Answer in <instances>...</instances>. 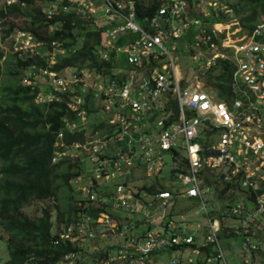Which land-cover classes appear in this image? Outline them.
<instances>
[{
	"label": "built area",
	"instance_id": "built-area-1",
	"mask_svg": "<svg viewBox=\"0 0 264 264\" xmlns=\"http://www.w3.org/2000/svg\"><path fill=\"white\" fill-rule=\"evenodd\" d=\"M158 1L161 2L158 12L146 18L143 25L135 20L134 0L128 3L123 0H49L43 3L48 18L60 11H75L77 15L90 17L96 26L106 32L107 40L99 47L101 58L107 60L115 50L123 52L128 62L139 69L121 71L113 79H101L96 71L86 68L80 74L71 71L69 77L48 72L56 91L64 92L79 80L91 81L89 85L84 84L82 92L86 98L93 90L95 102L102 99L107 121L100 126L101 130H89L88 110L83 107L85 98L75 95L72 108L76 114L74 118L64 119L65 131L75 133L86 130L87 137L84 143L71 144L69 152L98 163L100 174L106 181L119 178L117 192L109 194L115 208L134 214L145 213L142 219L136 221L113 217L108 211H101L96 218L82 216L65 226L60 234V239L70 240L81 250L66 253L57 264L227 262L219 237L220 224L212 215L216 211L212 210L215 198L209 197L211 188L205 180L206 175L213 177L220 170H224L227 181L238 178L243 187L254 191L255 211H264V190L261 192L259 189V181L264 180V138L254 131L257 115L252 110L254 104L264 101V41L255 39L257 36L264 37V16L259 19L252 34L247 33L233 43L228 42L236 39L223 41V47L230 49L223 51L212 41V33L219 38L218 29L208 17L213 12L216 17L231 14L233 8L226 0H192V3L190 0ZM61 7L62 10H59ZM193 12H197V16ZM192 28L193 38L183 47L194 60H201L199 68H210L218 57L231 58L235 62V96L232 101L216 93L212 95L203 88L179 86L177 68L183 53L180 39L187 36ZM119 41L123 42L121 46ZM53 44L55 47L51 54L55 56L65 52L64 48L57 47L55 42ZM31 46L32 40L28 37L26 47ZM114 59L121 60L119 55H115ZM46 96L40 95V100H45ZM208 130H217L219 138L204 145L202 140H205ZM59 136L63 137V131ZM63 145L60 143V146ZM167 152L173 158L171 169H179L169 177L171 183L180 186L177 193L163 189L159 183L157 187L155 183L148 185L153 192L132 186L139 178L132 177L135 168H142L143 175L149 179H161ZM83 179V176L78 177L75 183H80L84 198L95 201L97 194L93 178L86 182ZM90 181L92 186L88 184ZM96 184L99 186L100 181ZM182 194L195 198L204 208L201 211L206 217V223L202 225L204 238L199 241L197 234L189 231L192 225H188L185 218L179 220L178 215L173 213L176 199ZM151 199L162 206L155 211L156 215L150 214ZM242 204L245 205H233L230 210L235 215L241 213L239 216L245 221L250 217V212H245L249 205ZM142 226L145 227L143 233L134 235ZM109 238L112 240L108 245ZM97 239L100 241L93 247L99 246L101 241L106 244L104 247L100 245L102 249L100 246L97 248L98 259H93V253L83 256L84 246L81 244ZM247 243L249 237H246L245 246ZM202 247L208 248L209 252ZM183 249H190L192 254L189 253L186 259L177 255L170 260H162L168 251L181 252ZM200 255H203L202 259L198 258Z\"/></svg>",
	"mask_w": 264,
	"mask_h": 264
},
{
	"label": "trees",
	"instance_id": "trees-1",
	"mask_svg": "<svg viewBox=\"0 0 264 264\" xmlns=\"http://www.w3.org/2000/svg\"><path fill=\"white\" fill-rule=\"evenodd\" d=\"M47 1L0 0V241L7 249V258L2 264H57L66 253L81 250L70 240L60 239L65 226L84 215L95 218L101 211H107L104 200L109 194L97 186L95 178V201L84 198L82 192L76 193L75 181L84 176L86 162L92 161L69 151L74 142L84 143L86 130L65 131L64 119L75 117L66 102V95L72 92L54 91L48 72L65 67L76 68L78 72L80 68L96 72L105 68L113 79L109 68L116 61L113 55L109 61L101 58L98 47L101 31L91 19H83L75 11H60L48 18L43 6L38 5V2ZM135 1L139 20L145 15H153L160 4L156 0ZM226 2L233 12L223 17H216L213 12L209 20L235 18L242 33L252 34L264 16V0ZM17 31L31 33L40 43L37 47L39 52L26 56L22 51L5 50L4 41ZM191 34H194L193 28ZM256 39L264 41L259 36ZM53 42L63 44L69 49V54L51 55ZM52 58H57L55 64L51 63ZM234 69L235 65L229 59H219L216 66L203 74L205 86H212L218 96L231 100ZM27 70L31 71L27 76L30 82L22 83ZM77 89L80 91L81 87ZM43 93L56 97L43 101L39 99ZM91 98L93 103L88 104ZM94 102L95 92L91 90L87 94L89 117L104 107L101 98L100 104ZM62 131L63 137H60ZM60 143L64 145L60 146ZM205 180L209 185L214 182L209 174ZM154 186L157 187L158 182ZM232 186L228 182L221 192ZM139 188L153 191L146 185ZM259 189L261 192L264 190V180L259 181ZM34 202L43 203L41 213L30 217L24 209ZM217 212L224 217L227 211H215L212 215H217ZM92 257L96 260L99 255L94 252Z\"/></svg>",
	"mask_w": 264,
	"mask_h": 264
},
{
	"label": "rangeland",
	"instance_id": "rangeland-1",
	"mask_svg": "<svg viewBox=\"0 0 264 264\" xmlns=\"http://www.w3.org/2000/svg\"><path fill=\"white\" fill-rule=\"evenodd\" d=\"M231 1H236V0H231ZM40 4L41 3L38 2V5H40ZM17 21H19V20H17ZM98 22L101 24L100 18H99ZM238 25L239 24L236 21H232V22L229 21L226 24H218L217 29L222 30V31H226V35H225L226 36V39H225L226 42L230 39V37L232 39H236V40H233L231 42H228V43H233V42L237 41V38H235L236 33H238L241 30V29H239V30L236 29V27ZM21 36L23 37L22 34L16 32L15 34H12L11 37L10 36L7 37L6 40L4 41V44H3L5 50L10 49L13 51L12 41L13 40L18 41L19 38H21ZM21 39H25V37L21 38ZM16 47L17 48L14 47L15 50L16 49L21 50V47L18 44L16 45ZM23 48L25 50H27L26 47H23ZM10 50H8V51H10ZM46 53H49V52H46ZM46 53H42V54L45 55ZM202 53H205V51H202ZM51 55H53V54H51ZM54 61H52V62H54ZM199 63H200V61L199 60H193L191 55L182 56L180 58L179 66L182 69L183 81L187 78L189 83H192L193 85L200 84L201 86H203L206 89L205 91H207V92L209 91L210 94L214 95V93H216L217 90L212 89V86L206 87L204 84L205 80L202 79L201 77H199V72L187 70V67L197 66ZM119 64H121L125 68H131V66L126 62L125 59H121L119 61ZM205 70L208 71V69L206 67H205ZM102 73H103V70H102ZM30 74H31V71H29V70H27V72L25 74L26 77L23 74L24 78L21 80L22 83L30 82L29 78H27V76ZM90 83H91V81L85 82L86 85H89ZM206 85H207V83H206ZM192 89H195V88H192ZM49 96H51V95H49ZM49 99H55V97H50ZM257 105L254 104L253 109H252L254 115H257V117L255 118V123H254L255 129L254 128L253 129H254V131H257L258 135H260L264 138V101H258ZM103 116H106L103 113V111H101V110L96 111V116H94V115L91 116L89 118V123L95 124L97 122H100L102 120ZM164 159L166 161V164L163 167L161 174H162L163 178L167 179V181H166V183L164 180L163 181H164L167 188H170L173 191V193H177L180 189V186H176L175 184L171 183L169 180V177L171 176L170 165L173 162V158L171 156V153L167 152L166 155L164 156ZM0 165H1V162H0ZM263 175H264V173H263ZM84 176H85V179L86 178H88V179L98 178L100 181L99 187L102 188L103 190H105L110 195L115 194L117 192V185H118L117 181L119 180V178L117 177L115 179L106 181L101 176L100 167H99L98 163H96V162H89V161L86 162ZM213 178H214V182L212 185H210L211 190H210L209 197L211 196V198H216V200H215L216 208L212 209V210L221 211L222 213L227 211L225 213L226 215L224 217L216 215V218L220 219V231L221 232H219V237H220V242H221L222 247H223L225 258L227 260V262L222 260L220 262V264H264V211H259L261 213L255 211L256 206L254 205V202L251 200H248V201L246 200V198L250 196L249 192L247 191L248 188L243 187L238 178H236V180L228 181L233 186L230 187L224 193H222L221 191L228 183L226 178H225L224 170H220L218 173L214 174ZM99 181L96 179V182L98 184H99ZM145 182H146L145 179H139L137 181L138 184H143ZM88 184L90 186H92L93 182L90 181ZM79 185H80V183L75 184L76 187H79ZM81 192H82L81 188L76 189L77 194H79ZM218 199H220V200H218ZM150 202H152L150 205V208H151L150 214L156 215L155 211H159L162 206L160 203H157V200L151 199ZM162 202H163V200H162ZM242 203H247L249 205L248 208L245 210V212L249 211L250 217L245 221L242 220V219H244V217L241 218L239 216V215H241V213L237 214V217H236V215L232 214L230 211V207H232L233 205L241 204L240 206H244L245 204H242ZM44 204H46V203H44ZM106 204H107V211L109 213H111L112 215L117 216V217H124V220L130 219L131 221H136V220L142 219L144 217V214H145L144 212L134 214V213H131L128 211H124V210L115 208L111 204L110 197L106 198ZM42 205H43V203L41 204L39 202H34L33 204L27 206L24 210L30 217H34V216L41 213ZM203 209L204 208H203L202 204L199 201H197L195 198H189V197L185 196L184 194H182V195H179L176 199V204L174 206L173 213L178 215L179 220H182L183 218H185L187 220L186 223L188 225H190V224L192 225V228H190L189 231L192 233H196L198 238L203 239L204 238V236H203L204 231H203L202 225L204 223H206V217L203 215V213L201 214V211H203ZM183 214L186 215V217L183 216ZM197 225H198V230L195 231V228L197 227ZM216 227H218L217 222H216ZM240 227H247V228H244L243 231L240 232V231H238V229ZM144 230H145V227L142 226L141 229L136 230L134 232V235L139 236L143 233ZM232 232H234V233L230 234ZM245 235L250 236L249 242L251 243L253 248H257L254 251V256H253L252 250L249 248H246L244 245ZM111 240H112V238H109V241L107 242L108 245L111 244ZM99 241L100 240L97 239V241H94V242L92 240H87V241L83 242V244H81V246H84V249L81 252L82 255L83 256H85V255L89 256L90 254L96 252L97 248L100 245H103V247L106 246V244L103 241H101L102 243H100L99 246L93 247ZM81 242H82V240H81ZM100 248L102 249V246H100ZM189 253L192 254L190 249H183L181 252L171 251V252L167 253L163 257L162 260H170V258L175 257L177 255H182L186 259ZM6 258H7L6 245L4 242L0 241V259H1L0 264H2V262Z\"/></svg>",
	"mask_w": 264,
	"mask_h": 264
},
{
	"label": "clouds",
	"instance_id": "clouds-1",
	"mask_svg": "<svg viewBox=\"0 0 264 264\" xmlns=\"http://www.w3.org/2000/svg\"><path fill=\"white\" fill-rule=\"evenodd\" d=\"M135 1V0H134ZM157 2H159L158 0H156ZM191 1V3H192V0H190ZM9 3L10 2H12V1H8ZM123 2H125V3H128L129 2V0H123ZM160 4H159V7L161 6V2H159ZM41 6H43V2L41 3ZM134 7H135V20L137 21V23H139L140 25H143L144 23H145V20H146V18H151V17H153L157 12H158V9H159V7L157 8V10L155 11V13L153 14V15H145V16H143L140 20L137 18V13H136V1H135V3H134ZM193 14L194 15H196L197 16V12H193ZM81 17H83V19H90V17H85V16H82V15H80ZM211 16V15H210ZM210 16L208 17V20H209V18H210ZM210 22H212V24H215L216 25V28H217V25L218 24H226V23H228L229 21H236V22H238V26L236 27V29L237 30H239V29H241V26H240V23H239V21L237 20V19H235V18H228L227 20H225V21H215V22H213V21H211V20H209ZM95 25V24H94ZM96 26V25H95ZM97 28H98V30H100L101 31V39H100V44H99V46L98 47H100V46H103L104 44H105V42H106V40H107V38H106V32H105V30H104V32H103V28H100L99 27V25L98 26H96ZM51 30L52 29H54V28H50ZM234 29V28H233ZM242 31L243 30H240L238 33H236V37L235 38H242L245 34H247L248 32H245V33H242ZM18 33H20V34H22L23 35V37L21 36V38H24L25 37V39H21V38H19V40L18 41H15V40H13L12 41V45H13V42H14V47L15 48H17L16 47V45L18 44L20 47H21V50H18V49H14V47H13V50L14 51H22V54H24V55H26V56H28V55H31V54H33V53H38L39 52V50H37V47L39 46V42L34 38V36L31 34V33H29V32H24V31H17ZM16 33V32H15ZM15 33H12V34H15ZM11 34V35H12ZM249 34H251V33H249ZM11 35H10V37H11ZM212 35H213V38H212V41H214V42H216L217 44H218V47H220V49L221 50H226L227 48H225V47H223V41H225V39H226V31H222V30H217V35L219 36V38H217L216 36H214V34L212 33ZM238 35V36H237ZM28 37H31V40H32V44H33V46H31V47H26V40L28 39ZM188 38H189V40H188ZM192 38H193V36H192V34H191V30L189 31V33H188V35L187 36H184V37H182L181 39H180V46H181V48H182V51H183V53L181 54V56H180V58L182 57V56H186V55H191L189 52H187V50H185V48L183 47V45L186 43V42H188V41H191L192 40ZM262 39H264V37H261ZM230 39H232L231 37H230ZM255 39H256V37H255ZM256 40H258V39H256ZM258 41H262V40H258ZM123 42L122 41H119V45L121 46V44H122ZM55 45H57V47H61V48H64L65 49V52L64 53H58L57 54V56L59 55H61V56H65V55H68L69 54V49L67 48V47H65L63 44H61V43H58V42H55ZM53 46H54V44H53ZM23 47H26L27 48V50H25ZM55 47V46H54ZM53 47V48H54ZM53 50V49H52ZM227 50H230V49H227ZM111 55H113V58L115 57V55H119L120 56V59H125L126 60V62L131 66V68H125L124 66H122L121 64H119V61H116L109 69L111 70V74L112 75H114V76H116V77H118L119 75H117L116 73H121V71H123V72H128V71H132V72H134V71H136L138 68L137 67H135L134 66V64H132V63H129L128 61V58H127V56L123 53V52H117L116 50L115 51H112L111 53H110ZM111 55H110V57L106 60V61H109V60H111V59H113L112 57H111ZM192 57V56H191ZM180 58H179V60H180ZM219 59H229L234 65H235V69H234V72L236 71V64H235V62H233V60L231 59V58H223V57H218L217 59H216V62H215V64L213 65V66H211L210 68H207L208 69V71L209 70H211V68H213L214 66H216L217 65V61L219 60ZM55 60V58H52V60H51V63L52 64H55L56 63V60H57V58H56V60ZM179 60H178V68H177V81H178V84H179V86L181 87V88H187V87H189V88H195V89H197L198 87L199 88H203L204 90H205V88L203 87V86H198V84L197 85H193L192 83H189L188 82V79L186 78L184 81H183V77H182V69H181V67L179 66ZM194 60V59H193ZM52 61H54V62H52ZM200 61V63L199 64H201V60H199ZM199 64L197 65V66H194V67H187V70H190V71H197V72H199V77H201L202 79H203V74H205V73H207L208 71H206L205 70V67L204 68H199ZM135 68V69H134ZM82 69H84V68H80L79 69V72L77 71V69L75 68V69H72L71 67H65V68H63L62 70L61 69H59L58 71H54V72H57V73H60V74H63L64 76H70V74H71V71H73V72H75V73H79L80 74V71L82 70ZM102 70H103V73H102ZM101 70V72H97V74H99V75H101V79H107V78H109V74L105 71V68H103ZM139 70V69H138ZM205 72V73H204ZM31 75V74H30ZM30 75H28V76H30ZM234 76V75H233ZM234 80V79H233ZM49 81H50V79H49ZM183 81V82H182ZM85 82L86 81H83V80H79V81H77V82H73V84H71V85H69V86H71V88H69L68 90L69 91H71L72 92V94H68V95H66L67 96V100H66V102H67V105H68V107L70 108V110H71V112H73V114L75 113L76 114V112H75V110L72 108V105L75 103V100L76 99H74V96L75 95H81V96H83L84 98H85V94H83V92H82V87L84 86V84H85ZM51 83V82H50ZM204 84H205V81H204ZM233 84V83H232ZM77 87H81V93H80V91L77 89ZM53 88H54V86H53ZM68 90H66V91H68ZM54 91H56L55 89H54ZM66 91H64V92H66ZM233 91H234V87H233ZM61 92V91H60ZM43 94H45V93H43ZM48 96H46V99L45 100H53V99H49L50 98V96L49 95H51L52 97H56L55 95H53V94H47ZM235 96V92H234V95H233V97ZM39 99H40V96H39ZM60 99V98H59ZM45 100H43V101H45ZM229 101H232V99L231 100H229ZM89 103H93V101H91L90 99H89V101H88V104ZM96 104H100V99H97V102H95ZM83 107L85 108V109H87L88 110V106H87V96H86V98H85V102L83 103ZM99 110H101V111H103L104 109L103 108H100V109H98L97 111H99ZM88 112V111H87ZM103 113L105 114V112L103 111ZM89 112H88V123H89ZM91 115H95L96 116V112L95 113H92ZM106 115V114H105ZM98 116V115H97ZM107 121V115L106 116H103L102 117V120L100 121V122H97V123H95V124H90L89 123V126H88V129L89 130H92V128H95V131H96V128H99L100 130H101V125L103 124V122H106ZM101 134H102V132H101ZM173 163V162H172ZM170 168H171V165H170ZM179 169H171V175L175 172V171H178ZM137 173H140L141 175H142V178H138V179H135L134 180V184H132V186H137V188L139 189V190H142V189H144V188H139V187H142V186H144V185H146L147 186V188H150L148 185L149 184H154L155 182H151L152 181V179H154V178H147V177H145L144 175H143V173H142V171H137L136 172V174ZM162 175V174H161ZM214 175V174H213ZM163 177V176H162ZM83 180L86 182V180L87 179H85V177L83 176ZM95 179H97L98 181H99V179L98 178H95ZM139 179H145L146 180V182L145 183H143V184H138L137 183V181L139 180ZM156 179H159V178H156ZM164 180H165V178H163ZM97 183V182H96ZM76 184V183H75ZM209 184V183H208ZM100 185V184H99ZM159 185H160V187H162L163 189H166V190H169L170 192H173L170 188H167L166 187V185L164 186V184H160L159 183ZM80 186V185H79ZM99 187V186H98ZM78 188H80V187H78ZM146 190H148L149 192H153V191H151V190H149V189H146ZM247 191L249 192V194L251 195V197H247L246 198V200L248 201V200H251V201H253L254 202V197H255V194H254V191H251V190H248L247 189ZM221 196V195H220ZM215 200H216V198L214 199V203L213 204H215ZM218 200H220V199H218ZM217 211V210H216ZM231 211V210H230ZM109 213V212H108ZM109 214H111V213H109ZM112 215V214H111ZM217 215L218 216H220L219 215V212H217ZM113 217H117V216H114V215H112ZM96 217H98V216H96ZM95 217V218H96ZM213 217H216V215L215 216H213ZM218 222H219V224H220V219L218 218V219H216ZM242 226V225H241ZM243 228V227H242ZM244 229V228H243ZM238 231H240L241 232V228H239L238 229ZM237 231V232H238ZM219 232H221V231H219ZM236 232V231H235ZM246 237H249L250 238V236H248V235H245V240H246ZM199 239H201V238H198L197 237V240L199 241ZM250 243V242H249ZM249 243H247V246H245L246 248H249V249H251L252 250V253L257 249V248H253L252 246H251V243L249 244ZM75 245V244H74ZM244 245H245V243H244ZM77 245H75V247H76ZM202 249L203 250H205V252H209V249L208 248H203L202 247ZM171 251H175V250H171ZM171 251H168V252H171ZM167 254V253H166ZM165 254V255H166ZM164 255V256H165ZM164 256H162V259H163V257ZM198 258H200V259H202L203 258V255H200V256H198ZM1 260V259H0Z\"/></svg>",
	"mask_w": 264,
	"mask_h": 264
},
{
	"label": "crops",
	"instance_id": "crops-1",
	"mask_svg": "<svg viewBox=\"0 0 264 264\" xmlns=\"http://www.w3.org/2000/svg\"><path fill=\"white\" fill-rule=\"evenodd\" d=\"M198 86H200V84H198ZM216 94H217V92H216ZM218 95V94H217ZM203 137H204V135H203ZM218 138H219V133H218V131L217 130H215V131H210V130H208L207 132H205V140H202L203 141V143H204V145H207L208 143H212L213 141H217L218 140ZM137 171H142V168H139V169H136L135 168V170H134V172H133V174H132V177L134 178V177H139V178H141L142 177V175L140 174V173H137L136 174V172ZM151 182H158V183H162V184H164V186H165V183H166V181H165V183H164V181H163V177L161 178V179H152V181ZM119 219H121V217H118ZM169 253V252H168ZM171 259V258H170Z\"/></svg>",
	"mask_w": 264,
	"mask_h": 264
}]
</instances>
